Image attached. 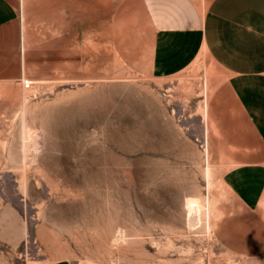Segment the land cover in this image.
Segmentation results:
<instances>
[{
	"label": "rangeland",
	"instance_id": "374dc122",
	"mask_svg": "<svg viewBox=\"0 0 264 264\" xmlns=\"http://www.w3.org/2000/svg\"><path fill=\"white\" fill-rule=\"evenodd\" d=\"M13 2L32 65L0 91V264H264V199L245 212L209 143L220 72L149 69L159 0Z\"/></svg>",
	"mask_w": 264,
	"mask_h": 264
},
{
	"label": "crops",
	"instance_id": "0c3cea01",
	"mask_svg": "<svg viewBox=\"0 0 264 264\" xmlns=\"http://www.w3.org/2000/svg\"><path fill=\"white\" fill-rule=\"evenodd\" d=\"M149 69L184 70L199 57L220 72L206 105L212 149L230 168L224 184L245 212L264 199V0H159ZM32 65L23 18L0 0V91ZM66 264V263H55Z\"/></svg>",
	"mask_w": 264,
	"mask_h": 264
},
{
	"label": "built area",
	"instance_id": "2783aa9c",
	"mask_svg": "<svg viewBox=\"0 0 264 264\" xmlns=\"http://www.w3.org/2000/svg\"><path fill=\"white\" fill-rule=\"evenodd\" d=\"M33 85V82L31 80H23L22 81V87L24 89H30Z\"/></svg>",
	"mask_w": 264,
	"mask_h": 264
},
{
	"label": "bare ground",
	"instance_id": "6f19581e",
	"mask_svg": "<svg viewBox=\"0 0 264 264\" xmlns=\"http://www.w3.org/2000/svg\"><path fill=\"white\" fill-rule=\"evenodd\" d=\"M37 144H38V143H37ZM36 150H37V149H36ZM196 222H197V221H196V218H195V217H193V216L189 217V219H188V224H189V225L193 226Z\"/></svg>",
	"mask_w": 264,
	"mask_h": 264
}]
</instances>
